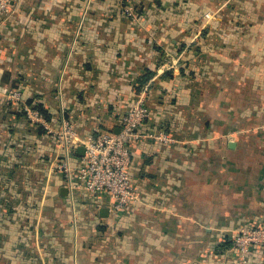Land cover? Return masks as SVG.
Returning a JSON list of instances; mask_svg holds the SVG:
<instances>
[{"label":"crops","instance_id":"1","mask_svg":"<svg viewBox=\"0 0 264 264\" xmlns=\"http://www.w3.org/2000/svg\"><path fill=\"white\" fill-rule=\"evenodd\" d=\"M135 9L14 0L0 17V92L54 128L119 130L141 94L150 110L129 144L139 201L114 214L108 194L68 188L55 138L0 98V264H230L234 232L264 225V0Z\"/></svg>","mask_w":264,"mask_h":264},{"label":"built area","instance_id":"2","mask_svg":"<svg viewBox=\"0 0 264 264\" xmlns=\"http://www.w3.org/2000/svg\"><path fill=\"white\" fill-rule=\"evenodd\" d=\"M122 13L136 20L138 0H117ZM14 0H0V17L8 19L14 14ZM213 14H207L211 19ZM0 98L17 105L26 119L41 127L46 134L55 138L56 155L51 168L61 173L72 191L85 190L91 194H108L112 210L117 214L129 205L139 201V194L130 173L132 153L129 144L140 137L138 130L150 118V110L144 94L136 98L133 107L123 116L119 132L100 130L92 136L79 135L70 121H63L54 128L47 115L30 104L18 87L0 92ZM165 142L173 141L166 135L159 136ZM85 148V154L73 161L78 147ZM234 258L230 264H249L255 248L264 246V225L255 228L240 227L232 236Z\"/></svg>","mask_w":264,"mask_h":264},{"label":"water","instance_id":"3","mask_svg":"<svg viewBox=\"0 0 264 264\" xmlns=\"http://www.w3.org/2000/svg\"><path fill=\"white\" fill-rule=\"evenodd\" d=\"M115 132H119V130H116ZM77 155L83 156L85 154V148L83 146H80L76 150Z\"/></svg>","mask_w":264,"mask_h":264},{"label":"trees","instance_id":"4","mask_svg":"<svg viewBox=\"0 0 264 264\" xmlns=\"http://www.w3.org/2000/svg\"><path fill=\"white\" fill-rule=\"evenodd\" d=\"M30 103V102H28ZM36 108H38L41 112H43L45 114V112L41 109L40 105L39 104H36ZM46 115V114H45Z\"/></svg>","mask_w":264,"mask_h":264},{"label":"rangeland","instance_id":"5","mask_svg":"<svg viewBox=\"0 0 264 264\" xmlns=\"http://www.w3.org/2000/svg\"><path fill=\"white\" fill-rule=\"evenodd\" d=\"M207 14H211V13H207ZM207 14H206V15H207ZM205 17H206V16H205ZM128 19H129V18H128ZM130 20H131V19H130ZM206 20H207V18H206ZM132 21H133V20H132ZM134 21H135V20H134Z\"/></svg>","mask_w":264,"mask_h":264}]
</instances>
